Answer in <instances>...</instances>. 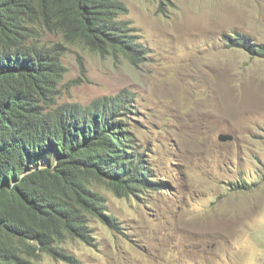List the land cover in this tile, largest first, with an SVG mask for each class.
I'll list each match as a JSON object with an SVG mask.
<instances>
[{
	"label": "rangeland",
	"instance_id": "obj_1",
	"mask_svg": "<svg viewBox=\"0 0 264 264\" xmlns=\"http://www.w3.org/2000/svg\"><path fill=\"white\" fill-rule=\"evenodd\" d=\"M146 51L138 64L37 27L65 67L56 105L121 94L130 130L164 188L119 197L117 229L68 239L74 264H264V0H121ZM244 35L250 46L228 37ZM220 133L231 140L220 141ZM43 264H70L43 256Z\"/></svg>",
	"mask_w": 264,
	"mask_h": 264
},
{
	"label": "trees",
	"instance_id": "obj_2",
	"mask_svg": "<svg viewBox=\"0 0 264 264\" xmlns=\"http://www.w3.org/2000/svg\"><path fill=\"white\" fill-rule=\"evenodd\" d=\"M127 12L121 0H0V264H74L66 240L88 243L91 221L117 229L97 183L119 197L164 188L137 148L131 104L119 94L53 106L65 67L33 42L39 26L138 65L146 51ZM236 35L232 45H251Z\"/></svg>",
	"mask_w": 264,
	"mask_h": 264
},
{
	"label": "water",
	"instance_id": "obj_3",
	"mask_svg": "<svg viewBox=\"0 0 264 264\" xmlns=\"http://www.w3.org/2000/svg\"><path fill=\"white\" fill-rule=\"evenodd\" d=\"M218 139H219L220 141L231 140V139H232V136L229 135V134L220 133V134L218 135Z\"/></svg>",
	"mask_w": 264,
	"mask_h": 264
},
{
	"label": "bare ground",
	"instance_id": "obj_4",
	"mask_svg": "<svg viewBox=\"0 0 264 264\" xmlns=\"http://www.w3.org/2000/svg\"><path fill=\"white\" fill-rule=\"evenodd\" d=\"M7 18V17H6ZM4 19V18H3ZM31 20V19H30Z\"/></svg>",
	"mask_w": 264,
	"mask_h": 264
},
{
	"label": "clouds",
	"instance_id": "obj_5",
	"mask_svg": "<svg viewBox=\"0 0 264 264\" xmlns=\"http://www.w3.org/2000/svg\"><path fill=\"white\" fill-rule=\"evenodd\" d=\"M95 52V51H94Z\"/></svg>",
	"mask_w": 264,
	"mask_h": 264
}]
</instances>
